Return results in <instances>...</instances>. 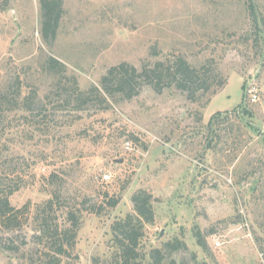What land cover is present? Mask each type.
<instances>
[{
	"label": "rangeland",
	"instance_id": "obj_1",
	"mask_svg": "<svg viewBox=\"0 0 264 264\" xmlns=\"http://www.w3.org/2000/svg\"><path fill=\"white\" fill-rule=\"evenodd\" d=\"M62 9L48 43L39 0H0V91L37 95L31 113L0 114V183L17 188L9 203L19 211L18 228L0 227V264L53 261L36 218L53 196L51 225L79 220L59 264H119L110 226L134 214L138 190L154 211L136 251L143 264L157 250L162 264H264V0H62ZM178 56L216 67L224 84L196 102L144 84L131 99L76 110L45 67L59 60L86 91L122 62L140 70ZM176 241L185 248L165 249Z\"/></svg>",
	"mask_w": 264,
	"mask_h": 264
},
{
	"label": "trees",
	"instance_id": "obj_2",
	"mask_svg": "<svg viewBox=\"0 0 264 264\" xmlns=\"http://www.w3.org/2000/svg\"><path fill=\"white\" fill-rule=\"evenodd\" d=\"M39 5L42 24L41 36L44 41L51 43L55 40L59 21L63 15L62 0H39ZM252 8L253 6L250 4L251 19L255 30L260 32ZM45 67L56 78L57 88L69 86L65 102L67 104L73 101L77 103L78 108L76 110H79L80 106L89 102L93 103V99L105 104H107V99L114 100L116 95H121L125 100L131 99L144 84L150 85L158 94L162 93L164 88L174 86L176 90L184 93L186 99L190 102H196L200 95L202 96L214 88L218 89L224 84L216 67L212 68V65L208 63L195 67L181 56L175 57L171 61L143 65L140 70L122 62L107 70L104 76L101 77L98 87H91L86 91H81L78 88L75 77L64 75L66 68L59 60L49 57L45 62ZM64 81L67 84L60 85ZM242 90L245 91V86L242 87ZM35 99H37V95L23 96L19 86L14 92H8V89L0 91V114L16 110L31 113V106L34 104ZM39 107L43 108L44 105ZM218 114L216 113L210 117L209 126L212 121L216 120ZM53 179H55V175L50 176V180L53 181ZM0 181H2L1 178ZM16 190L17 188L13 189L8 184L0 183V227L4 229H15L19 226L16 219L19 211H15L9 203V197ZM53 198H56V196H53ZM53 198L36 207L39 238L47 239L51 244L48 251H52L55 254L52 257L55 260L47 261L46 264H59L56 256H63L67 249L73 250L79 229V220L69 213L66 221L70 227L62 230L56 224L51 225L48 220V213L52 210ZM118 202L117 199L111 198L108 199L107 205L110 208H114ZM131 202L134 214H128L124 219L116 221L110 226L113 248L115 250L114 257L119 264H143L145 262L142 257L138 258L139 255L136 254V251L144 227L154 222L152 195L144 190H138L132 195ZM91 212L100 214V211L96 212L94 209ZM181 248L185 247L178 241L165 245V249L170 251H177ZM46 257L48 256L46 255ZM150 258L152 261L145 264H162L163 260L158 250L154 251ZM170 264L175 263L171 261Z\"/></svg>",
	"mask_w": 264,
	"mask_h": 264
},
{
	"label": "built area",
	"instance_id": "obj_3",
	"mask_svg": "<svg viewBox=\"0 0 264 264\" xmlns=\"http://www.w3.org/2000/svg\"><path fill=\"white\" fill-rule=\"evenodd\" d=\"M251 95V101L252 102H256L258 100L257 94L256 93H250ZM125 149H129L130 148V143L126 142L125 144ZM103 181L102 182H109L110 181V175H104L102 176Z\"/></svg>",
	"mask_w": 264,
	"mask_h": 264
}]
</instances>
